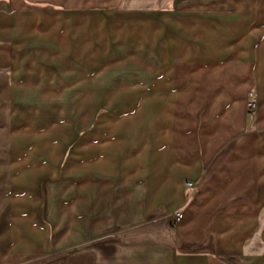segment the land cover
<instances>
[{
  "label": "crops",
  "instance_id": "crops-1",
  "mask_svg": "<svg viewBox=\"0 0 264 264\" xmlns=\"http://www.w3.org/2000/svg\"><path fill=\"white\" fill-rule=\"evenodd\" d=\"M179 1L0 0V93L29 90L25 71L31 61L27 51L32 8L61 14V23L67 22L64 27L73 26L72 35L81 39L80 49L87 42L84 11L111 10L122 4L119 13L108 14L107 22L117 14L121 19L130 18L138 42V14L149 11L151 25L166 27L168 32L171 19L177 17L174 13H179L175 9ZM207 1L198 4L204 6ZM226 4L215 9L223 14L231 8L230 20L211 27L213 32L209 27L206 33L188 31L189 39L199 45L214 35L209 39L217 50L212 55L184 54L179 65L182 91L174 96L173 64L162 57L161 77L166 74L168 84L161 89L167 92V100L159 101L162 95L156 84L158 92L152 93L155 100L150 113L144 101L138 102V174L156 173L148 200H138V221L143 216H152V221L138 223V232L121 236L117 244L110 242L108 247L117 248L116 253H108L107 247L104 256L87 249L72 250L64 257L48 246L46 230H38L44 240L32 246L29 236H16L14 220L0 213V264H264V0H229ZM24 21L29 23L26 33L20 30ZM234 29L238 31L234 33ZM47 38L52 41V36L42 38L40 33L36 39ZM57 43L62 52L67 40L62 37ZM133 54H125L123 59L136 57ZM85 56L90 59L88 52ZM87 77L82 79L90 81ZM251 98L257 101V114L248 111ZM105 142L102 149L112 147L103 145ZM145 156L151 157L149 167L139 163ZM176 210L184 213L177 230L171 217ZM23 227L28 235L36 232L29 221ZM236 229L240 232L237 237L233 235ZM224 237L232 249L220 244ZM182 243L187 250L181 249ZM210 243L215 253L190 251L195 245L202 249ZM251 248L256 253H244ZM225 254L231 257L230 263L221 256Z\"/></svg>",
  "mask_w": 264,
  "mask_h": 264
},
{
  "label": "rangeland",
  "instance_id": "rangeland-1",
  "mask_svg": "<svg viewBox=\"0 0 264 264\" xmlns=\"http://www.w3.org/2000/svg\"><path fill=\"white\" fill-rule=\"evenodd\" d=\"M228 2L208 0L204 6L198 4L201 0L175 2L179 13L174 14L179 17L171 19L169 33L166 27L151 25L149 11L139 13L138 42L130 18L121 19L117 14L107 22L108 14L119 13L122 4L111 10L84 11L87 42L81 43L80 49L81 39L72 35L73 26L64 27L67 22L61 23V14L32 8L27 51L31 61L25 71L29 90L0 93V213L14 220L16 236H29L36 246L44 240L38 230L44 229L48 246L64 257L72 250L87 249L104 256L108 244L138 232V223L152 221V216L138 221V200H148L151 178L156 175L138 174V102L144 101L150 113L153 92L162 95L159 101L167 100V92L161 89L168 84L166 74L161 77L162 57L173 64L174 96L182 91L179 65L184 54L212 55L217 50L210 44L209 37L214 35L207 34L206 44L199 45L189 39L188 31L206 33L209 27L213 32L211 27L230 20L231 8L223 14L215 9ZM28 25L24 21L20 30L26 33ZM39 33L42 38L52 36L54 42L48 38L38 41ZM62 37L67 40L63 53L57 43ZM130 52L136 57L124 60ZM241 52L238 47V54ZM155 85L160 88L157 92ZM104 139L103 145L112 147L102 149ZM150 161L151 157L145 156L139 163L148 166ZM188 186L196 189L193 184ZM178 213L184 215L178 210L171 214L176 230L184 220H176ZM28 221L36 231L30 235L23 227ZM239 233L236 229L233 235ZM227 242L226 238L220 240L223 246ZM229 245L228 250L233 247ZM199 250L215 253L212 243L202 249L198 245L190 248L191 252ZM107 251L116 253L117 248L108 247ZM244 253L256 252L251 248ZM221 256L230 263L229 255Z\"/></svg>",
  "mask_w": 264,
  "mask_h": 264
},
{
  "label": "built area",
  "instance_id": "built-area-1",
  "mask_svg": "<svg viewBox=\"0 0 264 264\" xmlns=\"http://www.w3.org/2000/svg\"><path fill=\"white\" fill-rule=\"evenodd\" d=\"M257 111H258V104H257V101L253 99L251 101V103L249 104V112L251 114H255V113H257ZM183 218H184V215L180 214V213H178L177 216H176V220L178 222H181Z\"/></svg>",
  "mask_w": 264,
  "mask_h": 264
}]
</instances>
